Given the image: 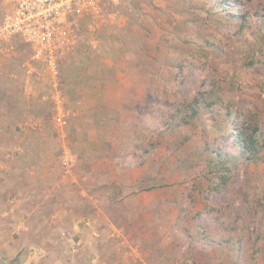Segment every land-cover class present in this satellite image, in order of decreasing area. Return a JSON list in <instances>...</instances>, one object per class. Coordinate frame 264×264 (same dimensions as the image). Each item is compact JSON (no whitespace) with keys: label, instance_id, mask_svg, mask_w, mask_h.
<instances>
[{"label":"rangeland","instance_id":"obj_1","mask_svg":"<svg viewBox=\"0 0 264 264\" xmlns=\"http://www.w3.org/2000/svg\"><path fill=\"white\" fill-rule=\"evenodd\" d=\"M75 19L63 126L45 64L0 40V159L30 163L32 138L35 171L78 177L62 197L86 208L62 216L44 177L33 201L0 182V264H264V0H116Z\"/></svg>","mask_w":264,"mask_h":264},{"label":"built area","instance_id":"obj_2","mask_svg":"<svg viewBox=\"0 0 264 264\" xmlns=\"http://www.w3.org/2000/svg\"><path fill=\"white\" fill-rule=\"evenodd\" d=\"M110 1L116 0H7L9 10L0 23V40L20 37L30 46L32 59L45 64L55 87V119L59 125L67 124L59 90V68L73 45L70 29L76 23L75 15L81 12L95 14L101 4ZM64 163L68 165L69 160Z\"/></svg>","mask_w":264,"mask_h":264},{"label":"crops","instance_id":"obj_3","mask_svg":"<svg viewBox=\"0 0 264 264\" xmlns=\"http://www.w3.org/2000/svg\"><path fill=\"white\" fill-rule=\"evenodd\" d=\"M125 106L128 107L129 104L126 103ZM120 109H122V108H120ZM6 119H7L6 113L5 112L3 113L1 111L0 112V120L6 121ZM102 121H106V120H104V118H103ZM8 124L9 123L6 122L5 124H3L4 126L3 125H0V134L2 132H6L8 130L11 131V127L12 126H9ZM26 128L27 127H24V129H26ZM16 129L17 130H20V128L18 129V127H16ZM14 131H15V129H14ZM25 131H27V130H25ZM103 143H104V145L106 147V150L108 149V151H110L109 148L112 150L113 147H114V145H113V143H112L111 140H109V141H105L104 140ZM21 144L23 146H25L26 148H28V151H30V156H31L30 163H29V160H28V162H23V161L21 162V161H19L20 158L17 157V156L15 158V156H14L13 153H11V154L8 153L7 154V152H4V154H6V157L9 159V162L7 164L4 163V162L2 163L1 162V159H0V182H2V181H4V183H6V182H9V183L10 182H13L12 184H14L13 186L16 187V188H14L15 189L14 191H10L9 192L10 195H14V193L16 194L17 192L20 193L21 190L26 189V192L25 193L24 192L20 193L19 196L21 197L23 195V197L25 198V199L23 198L24 201H31V200L33 201V199H32L33 198V192H34L33 189L35 188V186H37V185L40 186L41 185V177L42 178L44 177L47 181H48V179L54 180L55 179V176H56V172L54 170H50L51 169L50 167L48 169H46L45 171H42V172L35 171L34 165H33V162L32 161L34 160V163L36 164V159H35V155H34V153H36V152H34L33 153L34 156H32L31 151H35V146H36L37 143L35 141H33L32 138H28L26 140H23ZM5 145L7 147L8 146L9 147L11 146L10 144H5ZM5 145H3L2 148ZM50 146H53V142H50ZM9 149H11V148H9ZM73 152H72V154H70L72 156V158H70V159H71V163H72L71 167L74 168L78 164V162H79V157H78V154L77 153H75V152L73 153ZM116 154L117 153H115V149L112 150L111 152H107L106 155H105V159L108 160L107 157H116ZM12 158L13 159L14 158L16 159L14 161L15 164H13V159ZM19 164H21L23 166L22 169H19L18 168L19 167L18 166ZM14 165H16L15 166L16 167L15 170L13 169V166ZM49 165L50 164L48 162V166ZM69 166H70V162H69V164L67 166H65V168L66 167L68 168ZM132 169H133V172H135V171L138 172L139 171V166L138 165H135V166L132 167ZM12 171H16V172H12ZM115 173L118 174V176L119 175L120 176H123V174L125 173V169H122L121 171H118V172L115 171ZM39 175H41V176H39ZM66 175L67 174H63L62 173L58 178L56 177L59 180L61 179L59 182H56L54 184V183H49V181H48V183L45 186V188L48 187L49 189H53V191H56V193H54V194L53 193H50L52 195H49V197H51V196H54L55 197V201H56L58 210H59V212H61V215L62 216L65 215V217H67V214L68 213L74 214L76 212L75 214H78V212H79V214H80V210L86 208V207H84L82 205L85 200L84 199H80L79 196H76V198L75 197L74 198H71L70 200L68 198L62 197V196H64L65 189H68L66 187V184H73L74 185L73 182L68 183L66 178H71L72 181H74V180L75 181H78V177H74V176L73 177H67ZM136 179H137V177H136ZM33 181H35V183ZM61 182H62V187H61V185H59V183L61 184ZM11 190H13V189H11ZM62 193H63V195H62ZM85 193L84 194L87 195V192H85ZM130 193H126L125 195H130ZM75 194L78 195V193L74 192L73 196ZM143 194H144L143 191H141V192L140 191L139 192L138 191H133V193H131L132 196H130L129 199H135V200H137V198L138 197H141V195H143ZM132 197H134V198H132ZM16 198H18V196ZM98 201L99 200H96V203H91V202H89V203L86 202V203L89 205L88 206L89 208L92 206L91 208H93L94 211H96V210H100V211L107 210V208H105V207L103 208L100 204H97ZM118 206H119V204H118ZM128 206H130V205H128ZM120 207H121V204H120ZM144 207H142V208H144ZM129 209L130 208L128 207V210ZM79 214L77 215L78 217H79ZM79 219L80 218H78L77 221H79ZM76 223H78V222H76ZM73 226H74V228L75 227L77 228L80 225L79 224L77 225V224L74 223ZM200 242H203V240H201ZM217 250L218 251H221L219 246H218ZM196 264H198V263H196Z\"/></svg>","mask_w":264,"mask_h":264},{"label":"trees","instance_id":"obj_4","mask_svg":"<svg viewBox=\"0 0 264 264\" xmlns=\"http://www.w3.org/2000/svg\"><path fill=\"white\" fill-rule=\"evenodd\" d=\"M238 144L239 150L241 151L242 155L251 154L252 157H255L258 154L260 147L258 148L256 140H254V138L246 136L242 131L239 132Z\"/></svg>","mask_w":264,"mask_h":264}]
</instances>
